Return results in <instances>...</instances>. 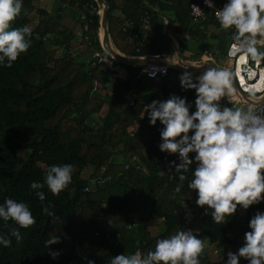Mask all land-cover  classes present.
<instances>
[{"label":"trees","instance_id":"1","mask_svg":"<svg viewBox=\"0 0 264 264\" xmlns=\"http://www.w3.org/2000/svg\"><path fill=\"white\" fill-rule=\"evenodd\" d=\"M55 1L73 10L76 21L72 23L78 26V12L72 6L84 13L88 6H97L94 0ZM103 1L107 5L109 39L126 56L169 52L170 40L162 33L163 17L169 28L185 31L190 37L200 38L199 42L208 37L217 42L216 46L206 42L202 50H216L230 40L214 30L209 33L219 30L212 20L192 23L188 15L191 0ZM142 2L150 12L151 31L149 44L138 45L136 52V46L128 44L118 30L120 19L115 12L132 18L138 26ZM35 10V0H23L21 14L11 26L30 27L31 45L11 67L0 66V202L6 196L24 200L36 220L27 229H20L19 242L11 238L10 246H0V264H87L89 259L95 264H108L112 255L146 252L158 237L174 233L178 227L207 239L210 246L222 245L218 262L206 248L200 256V264H222L229 250L235 252L242 246L243 234L250 230L248 220L255 211H264V201L247 210L238 206L228 222L219 225L195 204V191L191 193L187 181L179 192L174 191L178 181L169 170V161L178 163V155L158 150V129L162 125L159 121L149 125L144 115V100L139 96L146 79L136 78L140 68L120 63L125 74L119 77L87 67L89 47L101 50L99 16L92 18L90 45L85 42L80 47L83 43L75 41V29L67 26L68 19L62 25L46 10L37 9L34 15ZM186 47L180 46V52ZM180 74L169 68L148 101L164 100L170 94L192 101L191 89L187 94L180 92ZM93 82L97 83L95 90ZM131 91L137 95L129 105ZM104 108V116L96 122L94 117ZM64 163L74 166L68 187L57 195L46 186L41 189L44 203L51 201L53 219L41 212V202L29 183L42 182L47 166ZM86 168L90 170L88 175L84 174ZM157 221L159 231L145 229ZM14 226L11 221L8 227L0 222V232L7 234ZM55 235L59 242L49 246L50 251L58 253L53 258L44 241ZM239 264L247 262L241 258Z\"/></svg>","mask_w":264,"mask_h":264},{"label":"clouds","instance_id":"2","mask_svg":"<svg viewBox=\"0 0 264 264\" xmlns=\"http://www.w3.org/2000/svg\"><path fill=\"white\" fill-rule=\"evenodd\" d=\"M203 2L213 10L219 29L230 30V54H239L236 70L208 66L195 77L184 71L179 84L182 89L194 90L193 101L170 94L164 100L153 99L143 108L149 125L157 121L162 125L158 129V150L178 155V163L169 161V170L178 181L174 191L179 192L187 181V188L191 193L195 191V204L211 216L214 224L223 225L238 206L247 210L264 201V100L256 97L255 103L237 106L221 103L222 97L229 101L236 92L233 78L239 74L240 63L246 59L256 64L264 62V0H224L219 8L215 0ZM22 5L23 0H0V66L11 67L31 45L30 27L11 26L21 14ZM257 71L264 82V70ZM193 106L195 110L190 112ZM189 153L194 155L190 157ZM73 170L69 163L52 164L47 166L42 182L29 183V189L41 202V212L53 219L51 201L44 203L41 189L46 186L51 194H59L71 183ZM35 220L27 202L4 197L0 202V222L8 227L11 221L15 226L9 227L7 234L0 232V246H10L11 238L19 242L20 229H27ZM247 227L250 230L244 232L242 246L235 252L229 250L222 264H239L241 258L247 264H264V211H255ZM58 242L59 236L55 235L44 244L49 250ZM203 249V239L178 227L174 233L158 237L146 252L112 255L108 264H200ZM49 254L53 258L58 255L50 250ZM87 264L95 262L89 259Z\"/></svg>","mask_w":264,"mask_h":264},{"label":"built area","instance_id":"3","mask_svg":"<svg viewBox=\"0 0 264 264\" xmlns=\"http://www.w3.org/2000/svg\"><path fill=\"white\" fill-rule=\"evenodd\" d=\"M96 2V0H94ZM97 3V2H96ZM224 3V0H215L216 8H219ZM70 6V5H69ZM78 12V21H79V28L81 32V37L84 42L90 45V35L89 29L90 25L92 24V18L94 16H99L101 18V7L98 5H90L88 6L87 12H81L77 6H72ZM120 19V23L118 25V30L124 35L126 41L130 45H135V51L138 52L139 48L138 45L142 44H149V34L151 31L150 26V12L146 7V3L142 2L141 11L138 17V26H136L135 20L130 17L123 15L122 13L116 14ZM189 18L192 22L197 24H203L209 20L217 23L215 19V14L212 9H209L203 2V0H191L188 10ZM100 21V20H99ZM165 24L167 23V19H164ZM224 32V31H223ZM211 33V31L209 32ZM227 38L231 40L230 30H226V33H223ZM98 40L101 50H95L92 47L90 48V57L85 61L87 67L90 69H98L105 74L115 73V76L122 77L125 72L120 67V62H117L112 56L107 54L101 46V37L98 33ZM231 42V41H230ZM230 42L226 45H220L217 47L216 50L213 49H203L200 55V58L197 62L198 66H200L199 70L203 71L205 66H218L219 65V58H224L225 66L231 68L233 71L236 70L237 63L239 61V54H230ZM183 61V60H182ZM181 66L183 64L179 62ZM209 66V67H212ZM139 72L136 78H144L147 80H153L158 82L161 77L167 74L168 66L167 65H142L139 67ZM185 68V67H184ZM239 74L234 76V82L239 90L237 95H232L229 99L235 100V103L242 104L241 102L245 103V99L241 97V94L245 95L247 99L254 100L256 97H260L264 94V82L260 81V72L257 69L264 70V62L261 64H256L255 62L251 61L250 59H246L243 63L239 64ZM185 69H189L186 67ZM164 70V71H162ZM195 72V71H193ZM249 72L253 73L250 77ZM155 73V75H152ZM97 87V83L94 82L93 90ZM132 92V91H131ZM180 92L187 94L188 90L182 89L180 86ZM255 93V96L253 95ZM134 92H132V99L129 101V105H132L134 102L133 100L136 98ZM191 99L194 100V90L190 91ZM224 99L223 97L221 98ZM226 99V98H225ZM152 100L148 101L150 103ZM235 104V106H236ZM194 106L192 111H194Z\"/></svg>","mask_w":264,"mask_h":264},{"label":"crops","instance_id":"4","mask_svg":"<svg viewBox=\"0 0 264 264\" xmlns=\"http://www.w3.org/2000/svg\"><path fill=\"white\" fill-rule=\"evenodd\" d=\"M38 1H41V0H38ZM45 1V3L47 4V2H52V3H54L55 1L54 0H44ZM42 7V8H41ZM38 9H44V7H43V5L41 4L40 5V7L38 8ZM67 9V8H66ZM70 9V8H69ZM44 10H46L47 12H48V14L49 15H51V13H52V8L51 7H48V8H46V9H44ZM73 12V11H72ZM57 14H59V15H61V17L60 18H62L63 17V13L61 12V11H59ZM166 17H163V26H162V33H163V35L164 36H166L169 40H170V49H169V52H167L166 54H164V55H162V56H165V57H167L166 58V60H165V62L166 63H170V64H174V65H176V66H181L180 64H179V62H181L182 64H183V66L182 67H188L190 70H192V71H195L196 73H198L199 74V69L200 68H197V67H199L198 66V64H197V62H198V60H199V58H200V55H199V57L198 58H196V59H194L193 60V58H194V55L196 54H194V55H192L191 53H190V49H189V45H187V41H190V39H194V40H200V38H194V37H190V36H188L187 35V33L185 32V31H182L181 33L180 32H178V31H176L175 29H171V28H169V26H168V23H166L165 24V21H164V19H165ZM75 19V15H74V17H73V20ZM68 20L69 21H71L70 20V18H68ZM68 21V22H69ZM76 21V20H75ZM192 23H194V22H192ZM76 24V23H75ZM69 28H71L69 25H67ZM73 29H75V38H77L78 37V39L80 38L81 39V32L79 33V31H80V28H79V26H78V24H76L75 25V27L73 28ZM213 30L218 34H220V35H223V33H220V29L219 30H217V29H211L210 31L211 32H213ZM101 34H102V32H101V29H100V27H99V35L101 36ZM175 35L177 36V37H179V36H183L185 39H180V41H179V39H176V37H175ZM224 36H222V38H223ZM79 39V40H80ZM224 39V38H223ZM81 41H82V39H81ZM76 42H77V44H78V41L76 40ZM81 43V42H80ZM224 44V43H223ZM183 45H187V47L184 49V51L183 52H180V46H183ZM84 46V43H83V45H81V47H83ZM102 46V45H101ZM214 46H216V44L214 45ZM87 53H89L90 55H91V53L90 52H88L87 51ZM147 55H149V54H147ZM138 56H141V55H138ZM155 56H157V55H155ZM90 56H88L87 54H85V61L89 58ZM133 57V56H132ZM183 60V61H182ZM209 66H212V64H209ZM138 67H140V66H138ZM144 82V91H143V93H142V96L140 95L139 96V98L141 99V100H144V101H142L143 102V104L144 105H146L147 103H148V100L149 99H152V96L157 92V89H158V82H153V81H151V80H145V81H143ZM152 95V96H151ZM263 95V94H262ZM262 95L259 97V98H261L262 97ZM225 99V98H224ZM224 99H222V101L224 100ZM221 101V102H222ZM229 102L231 103V105L232 106H235V100H232V99H229ZM238 104V103H237Z\"/></svg>","mask_w":264,"mask_h":264},{"label":"rangeland","instance_id":"5","mask_svg":"<svg viewBox=\"0 0 264 264\" xmlns=\"http://www.w3.org/2000/svg\"><path fill=\"white\" fill-rule=\"evenodd\" d=\"M41 4L43 5L44 9H46L48 7H51L53 9L52 10V13H51V16L53 17L54 20H56V22H58L59 24H62L63 25V23H65V20L68 19V18H70L71 21H70V23L68 25L69 26L71 25L70 26L71 29L73 27H75L74 23H72L73 21H75V19L73 20V17H74L75 14H74V12H72L73 11L72 9H69L67 7H66L67 8L66 9L65 7H63L62 5H60L56 1L54 3H52V2L49 1L46 4L44 0H41V1L35 0L36 10L33 12L34 15L37 14L36 11L40 7ZM59 11H61L63 13V17L62 18H60L61 15L57 14ZM117 13L118 12H115V14H117ZM79 33H80V31H79ZM175 37H176V39H179V41H180V39H185L183 36L177 37L175 35ZM79 39H78V37L75 38V41L77 40L78 41V44H80V42L86 44L83 40L81 41L82 38L80 40ZM198 40H194V39L192 40V39H190V41H187L186 42L187 45H189L190 53L192 55H194L198 51H201L202 48L205 46L206 42L207 43L209 42L212 45L217 44L216 41H214L213 39H210L209 37L207 39H205L206 41L203 42V43L202 42H199ZM229 41L230 40H228L227 42H229ZM88 52H90V48H89ZM224 60H225L224 58H219V65L218 66H215V67H224L225 66V61ZM93 84H94V82H93ZM93 84H92V86H93ZM221 103L222 104H225L227 106H231V103L229 101H227L226 99H224ZM104 114H105V108H104V110L99 115H96L94 117V120L96 122H99L101 120V118L104 116ZM89 173H90V170L88 168H86L85 171H84V174L85 175H88ZM83 178H84V175H83ZM158 224H159L158 221L155 222V223L149 224V225L145 226V229H147L148 231H151V232L154 233L156 231H159L158 230V226H159ZM202 239H203L204 248H206L207 251L210 253L209 255L212 258V260L215 261V262H218L220 260L221 255H222V248H223L222 245L216 244V245L210 246L208 244V242H207V239H205V238H202Z\"/></svg>","mask_w":264,"mask_h":264},{"label":"water","instance_id":"6","mask_svg":"<svg viewBox=\"0 0 264 264\" xmlns=\"http://www.w3.org/2000/svg\"><path fill=\"white\" fill-rule=\"evenodd\" d=\"M96 2L98 3V5L101 7V18L99 21V25H100V29L102 32V37H101V45H102V49L109 54L110 56H112L117 62L123 63L125 65L131 66V67H138V66H142V65H151V64H156V65H167L168 68L172 69V70H176L178 72H184V71H189L193 74V76L195 77L196 75H198V73L193 72L190 69H185L182 66H176L174 64H170V63H166L165 60L167 57L162 56V55H141V56H126L121 54L115 47L114 45L111 43L110 39H109V34H108V28H107V5L103 0H96ZM208 66H205L204 68H207ZM234 87L236 89V95L237 93H239V90L236 86V83L234 82ZM241 97L243 99H245V103L248 102H256V99L254 100H250L247 99L245 97V95L241 94ZM261 100H264V94L262 95V97L260 98ZM243 103V102H241ZM239 105L236 104V106Z\"/></svg>","mask_w":264,"mask_h":264},{"label":"bare ground","instance_id":"7","mask_svg":"<svg viewBox=\"0 0 264 264\" xmlns=\"http://www.w3.org/2000/svg\"><path fill=\"white\" fill-rule=\"evenodd\" d=\"M100 37H102V34H101V36ZM202 71H199V74L201 73ZM233 95H236V93H234Z\"/></svg>","mask_w":264,"mask_h":264}]
</instances>
